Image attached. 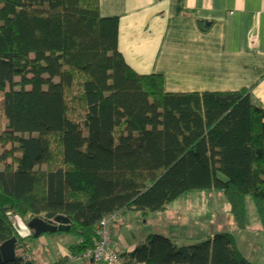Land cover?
Wrapping results in <instances>:
<instances>
[{"label": "trees", "instance_id": "obj_1", "mask_svg": "<svg viewBox=\"0 0 264 264\" xmlns=\"http://www.w3.org/2000/svg\"><path fill=\"white\" fill-rule=\"evenodd\" d=\"M194 190L220 191L239 231L250 196L264 233V108L245 90L167 93L162 75L126 63L118 18H103L99 0H0V246L15 216H61L79 241L55 264H74L104 217L162 211ZM17 241L8 264H36ZM119 256L254 264L231 232L181 246L151 234Z\"/></svg>", "mask_w": 264, "mask_h": 264}, {"label": "crops", "instance_id": "obj_2", "mask_svg": "<svg viewBox=\"0 0 264 264\" xmlns=\"http://www.w3.org/2000/svg\"><path fill=\"white\" fill-rule=\"evenodd\" d=\"M99 8L103 18H118V49L126 63L138 74L162 75L167 93L245 90L264 108V0H99ZM58 238L37 240L46 254L40 264L68 257ZM146 239H121L114 250L130 252ZM32 258L31 251L26 259Z\"/></svg>", "mask_w": 264, "mask_h": 264}, {"label": "rangeland", "instance_id": "obj_3", "mask_svg": "<svg viewBox=\"0 0 264 264\" xmlns=\"http://www.w3.org/2000/svg\"><path fill=\"white\" fill-rule=\"evenodd\" d=\"M245 203L247 229L243 231L234 227L230 206L224 195L217 190L191 191L169 203L164 211L143 213L127 210L110 224V247L120 248L121 239L131 244L141 242L151 234L165 235L179 246L186 242L199 243L217 234L216 230L219 229L218 232L234 234L235 247L251 262L264 264V233L260 232V223L252 198L247 196ZM212 225L213 233L209 232ZM204 233H208L206 239H202ZM56 235L62 246L69 247L79 241L78 236L69 232L54 236ZM54 236L44 235V238ZM39 238H27L36 264L43 262L46 255L44 248L38 245ZM186 238L191 240L187 241Z\"/></svg>", "mask_w": 264, "mask_h": 264}, {"label": "water", "instance_id": "obj_4", "mask_svg": "<svg viewBox=\"0 0 264 264\" xmlns=\"http://www.w3.org/2000/svg\"><path fill=\"white\" fill-rule=\"evenodd\" d=\"M16 237L10 239L0 246V264H8L16 259L17 238L27 239L30 237L39 238L46 234L57 232L68 233L71 225L70 220L65 217H57L51 221H43L40 218H33L28 222L15 216L12 219Z\"/></svg>", "mask_w": 264, "mask_h": 264}, {"label": "built area", "instance_id": "obj_5", "mask_svg": "<svg viewBox=\"0 0 264 264\" xmlns=\"http://www.w3.org/2000/svg\"><path fill=\"white\" fill-rule=\"evenodd\" d=\"M121 215V212L104 217L96 228L95 247L83 255L85 264H123L119 252L110 247V224Z\"/></svg>", "mask_w": 264, "mask_h": 264}]
</instances>
